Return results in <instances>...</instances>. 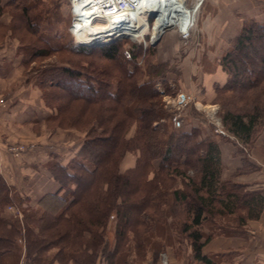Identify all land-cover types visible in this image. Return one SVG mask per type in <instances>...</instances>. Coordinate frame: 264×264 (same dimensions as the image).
Returning a JSON list of instances; mask_svg holds the SVG:
<instances>
[{"label":"trees","instance_id":"obj_1","mask_svg":"<svg viewBox=\"0 0 264 264\" xmlns=\"http://www.w3.org/2000/svg\"><path fill=\"white\" fill-rule=\"evenodd\" d=\"M40 1L33 0L31 5L27 0H0V15L10 7L19 10L30 29L36 23L30 19L29 12ZM0 26L5 27L1 20ZM257 27L262 29L264 39V25L251 21L250 26H243L234 40L233 51L225 56L226 62L234 66V72L231 73L232 84L228 82L224 89L234 94L256 88L264 80V51H260L264 50V43L260 49L258 47L260 53L254 43L259 39ZM23 46L26 53L33 56L50 54L34 45L30 47L29 43ZM72 49L87 50L76 45ZM118 51V45L112 44L102 52L106 58L114 60ZM233 53L239 56L234 57ZM241 61L243 68L239 65ZM121 66L125 75L119 79L116 91L101 78H97L98 85L91 79L90 83L83 82L84 71L69 66L59 67L55 77L59 82L65 79L70 82L71 90L63 86L61 91L65 93H61L58 88L52 89L55 86L43 85V100L57 110L55 123L86 130L85 139L77 156L66 165L59 162L49 165L51 176L60 183L61 190L67 191L60 197L61 211L29 214L28 209L22 207L24 199L12 195L11 187L0 174V264H13L6 256L16 249L19 241L24 243L23 264H97L101 255L105 256L107 264H119L127 233L144 225L143 220L149 218V211L164 195V179L177 176L186 178L190 188H174L171 193L174 203L181 201L188 211L183 232L187 233L193 264H213L202 251L211 237L205 236L200 227L211 215L240 212L239 224H242L259 218L264 211V190L222 177L224 165L218 140L212 136L202 138L194 128L173 130L166 137L161 136L160 119L169 115L159 91L148 92L146 82L131 81L135 71L128 68L125 60L121 61ZM135 99L138 101L134 111L138 115L133 117L126 106ZM221 117L229 133L222 134V138L243 146L252 144L264 129V107L257 104L249 112L227 107ZM133 121L137 123L136 132L127 138ZM131 151L139 152L136 163L121 171V161ZM157 161L160 162L158 167L155 166ZM245 164L244 160L242 171ZM190 168L198 169L197 178L188 176ZM9 206L21 207L22 216L7 213ZM111 217H117L112 249L105 237L106 223ZM52 249L56 251L51 254Z\"/></svg>","mask_w":264,"mask_h":264},{"label":"rangeland","instance_id":"obj_2","mask_svg":"<svg viewBox=\"0 0 264 264\" xmlns=\"http://www.w3.org/2000/svg\"><path fill=\"white\" fill-rule=\"evenodd\" d=\"M185 1L187 7L192 8L191 34L187 39L182 38L178 26L175 25L167 28L168 30L165 29L157 39H154L151 33L140 37L123 34L112 36L110 38L112 40L106 42L82 40L83 43L76 40L77 15L74 11V0H41L29 12L30 19L36 23L30 29L27 28L21 11L10 7L0 15V20L5 26H0V49L5 46L11 49L13 45H17L15 49L20 56L21 76L38 87L41 93L45 88L43 85L55 86L52 89L55 91L58 88L61 93L64 92L61 91L63 86L71 90L70 82L65 81L66 79L64 82H59L55 77L58 68L63 66L84 71L83 82L95 81L93 84L98 85L97 78L107 80L112 91H116L119 79L125 75L124 67L121 66V61L125 60L128 68L135 71L131 81L146 82L144 86L148 92L152 89L159 91L161 103L166 114L169 115L166 119H160L159 132L162 137H166L169 131L194 128L202 138L212 136L216 140H225L222 134L228 132L222 123L223 109L233 106L238 110L249 112L253 110L255 104L264 107V80L256 88L237 94L232 90L224 89V85L228 82L232 84L230 79L231 73L234 72V66L226 62L225 56L233 51L234 40L243 26L246 24L250 26L251 21L254 24L264 25V0ZM27 3L33 5V0H27ZM151 14L148 12L146 18L150 27L155 20L154 15ZM255 29L259 39H255L254 43L259 52L264 43V39L261 38L263 32L260 27ZM25 43H29L30 47L34 45L42 51H48L50 54L33 56L29 52L26 53L23 46ZM112 44L118 45L119 48L114 60L106 58L102 52L105 47ZM73 45L84 46L87 50L83 52L72 49ZM260 51L264 50L260 49ZM236 54L233 53V56L235 57ZM239 65L243 68L244 64L241 61ZM235 68L239 69L238 66ZM2 96L5 97L3 94ZM137 101L135 99L126 106V110L131 112L133 117L138 115V112L134 111ZM56 105L55 103L54 106ZM53 111L54 119L57 110L53 109ZM175 116H178L180 122L178 125L174 122ZM49 125L59 126L55 120L49 122ZM136 128L137 123L133 121L127 138L134 136ZM10 145L14 144H8L7 149ZM243 147V150H239L246 156L253 152L254 148L264 154V129L258 133L252 144ZM138 153V151L127 152L121 164L124 162L125 167L135 164ZM159 163L157 161L155 166L158 167ZM254 168V165L245 164L243 171ZM187 174L197 178L198 169L190 168ZM153 175L151 173L150 177ZM186 183L187 179L182 176L171 180L164 179L162 199L156 203L153 210L149 211V218L143 220L144 225L135 227L127 233L119 254L121 258L119 264H170L172 258L179 259L186 256L187 259H192L191 247L186 239L187 233L183 232V222L189 218L188 211L181 201L174 203L171 193L174 188L190 189ZM65 193L67 191H64ZM7 210L11 216L19 218L22 216L21 209L18 213L15 212V207L13 209L7 207ZM28 211L31 215L42 212L32 208H28ZM239 213L211 215L200 226L202 232L205 236L212 237L219 232L234 229L235 223H240ZM116 225L117 217H111L106 223L105 237L111 249L116 241ZM55 251L56 249H52L50 253ZM23 255L24 243L19 241L16 249L6 256V260L13 264H23ZM97 264H107L105 256L101 255Z\"/></svg>","mask_w":264,"mask_h":264},{"label":"crops","instance_id":"obj_3","mask_svg":"<svg viewBox=\"0 0 264 264\" xmlns=\"http://www.w3.org/2000/svg\"><path fill=\"white\" fill-rule=\"evenodd\" d=\"M13 46L0 49V94L7 99V106L0 109V174L11 187L12 195L24 199L25 208L61 211L60 197L64 190L51 176L49 165L53 162L66 165L75 158L84 143L85 132L49 125L54 111L46 105L38 87L21 76L20 56L15 49L17 45ZM218 141L224 165L222 177L264 190V154L254 148L247 157L238 150L243 147L239 142ZM16 143L26 145L19 156L7 149L8 144ZM244 160L255 168L242 171ZM123 163L121 170L135 165L125 167ZM15 208L17 213L22 210ZM235 224L234 229L213 235L203 247V254L213 264H264V211L257 219ZM170 264L193 263L185 256L172 258Z\"/></svg>","mask_w":264,"mask_h":264},{"label":"bare ground","instance_id":"obj_4","mask_svg":"<svg viewBox=\"0 0 264 264\" xmlns=\"http://www.w3.org/2000/svg\"><path fill=\"white\" fill-rule=\"evenodd\" d=\"M98 1L100 0H74V11L77 15L76 40L102 42L111 40L116 35L140 37L146 33H151L157 39L165 29L178 25L185 15L191 20L192 8L187 7L185 0H142L136 9L119 7L107 11L106 15H94L100 9ZM148 12L155 17L151 27L147 25L149 21H146Z\"/></svg>","mask_w":264,"mask_h":264},{"label":"built area","instance_id":"obj_5","mask_svg":"<svg viewBox=\"0 0 264 264\" xmlns=\"http://www.w3.org/2000/svg\"><path fill=\"white\" fill-rule=\"evenodd\" d=\"M140 1L142 0H100L97 2V4L100 6L99 12H95V14H100V15H106V12L109 10L117 9V8H124V9H136L140 5ZM113 7V8H111ZM178 30L182 36V38H189L191 34V27H192V22L189 19V16L186 17V15L181 18L179 21L178 25ZM127 54L129 52L126 51ZM7 105V100L4 96L0 95V108L5 107ZM174 122L178 125L180 124L178 116L174 117ZM217 131H219L217 129ZM8 150L15 156H19L22 152L26 150V146L23 144H14L10 145L8 147ZM15 206H9V208L13 209Z\"/></svg>","mask_w":264,"mask_h":264}]
</instances>
